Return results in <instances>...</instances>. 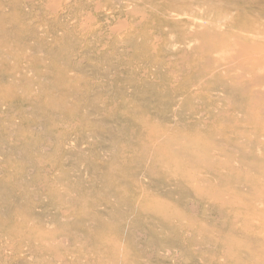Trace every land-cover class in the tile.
Listing matches in <instances>:
<instances>
[{
  "label": "rangeland",
  "instance_id": "obj_1",
  "mask_svg": "<svg viewBox=\"0 0 264 264\" xmlns=\"http://www.w3.org/2000/svg\"><path fill=\"white\" fill-rule=\"evenodd\" d=\"M262 47L264 0H0V264H264Z\"/></svg>",
  "mask_w": 264,
  "mask_h": 264
},
{
  "label": "bare ground",
  "instance_id": "obj_2",
  "mask_svg": "<svg viewBox=\"0 0 264 264\" xmlns=\"http://www.w3.org/2000/svg\"><path fill=\"white\" fill-rule=\"evenodd\" d=\"M250 54V51L247 49L246 51H245V53H241V54H239L238 56H236V59H234L235 61H237V60H240V59H242L243 57H247L248 55ZM262 54H264V51H263V47H262ZM241 61V60H240ZM239 61V62H240ZM233 62V61H232ZM59 250V249H58Z\"/></svg>",
  "mask_w": 264,
  "mask_h": 264
}]
</instances>
